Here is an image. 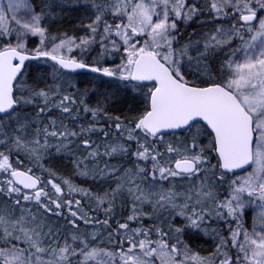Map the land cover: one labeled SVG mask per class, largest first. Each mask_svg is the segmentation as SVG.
<instances>
[{
  "label": "snow or ice",
  "instance_id": "obj_1",
  "mask_svg": "<svg viewBox=\"0 0 264 264\" xmlns=\"http://www.w3.org/2000/svg\"><path fill=\"white\" fill-rule=\"evenodd\" d=\"M0 264H264V0H0Z\"/></svg>",
  "mask_w": 264,
  "mask_h": 264
},
{
  "label": "trees",
  "instance_id": "obj_2",
  "mask_svg": "<svg viewBox=\"0 0 264 264\" xmlns=\"http://www.w3.org/2000/svg\"><path fill=\"white\" fill-rule=\"evenodd\" d=\"M207 239V238H205ZM209 248V244L208 243H203L200 245V249L203 250V251H207Z\"/></svg>",
  "mask_w": 264,
  "mask_h": 264
}]
</instances>
